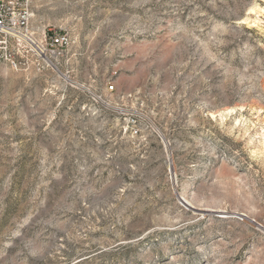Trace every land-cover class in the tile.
<instances>
[{"label":"rangeland","instance_id":"rangeland-1","mask_svg":"<svg viewBox=\"0 0 264 264\" xmlns=\"http://www.w3.org/2000/svg\"><path fill=\"white\" fill-rule=\"evenodd\" d=\"M30 4L70 45L0 68V264H264V0Z\"/></svg>","mask_w":264,"mask_h":264},{"label":"built area","instance_id":"built-area-1","mask_svg":"<svg viewBox=\"0 0 264 264\" xmlns=\"http://www.w3.org/2000/svg\"><path fill=\"white\" fill-rule=\"evenodd\" d=\"M69 45L70 37L63 32H45L43 40L36 37L30 0H0V68L19 70L30 55L42 69L52 67L50 60L63 57Z\"/></svg>","mask_w":264,"mask_h":264}]
</instances>
